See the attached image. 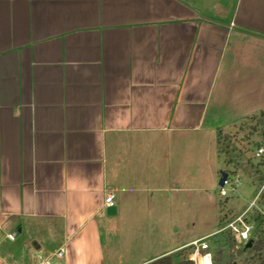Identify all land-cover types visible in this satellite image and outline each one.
<instances>
[{"label": "crops", "instance_id": "0c3cea01", "mask_svg": "<svg viewBox=\"0 0 264 264\" xmlns=\"http://www.w3.org/2000/svg\"><path fill=\"white\" fill-rule=\"evenodd\" d=\"M262 82L264 0H0V264H106L116 226H155L139 264L220 233L177 239L171 210L214 190Z\"/></svg>", "mask_w": 264, "mask_h": 264}, {"label": "rangeland", "instance_id": "374dc122", "mask_svg": "<svg viewBox=\"0 0 264 264\" xmlns=\"http://www.w3.org/2000/svg\"><path fill=\"white\" fill-rule=\"evenodd\" d=\"M258 83L256 82V86ZM262 83L264 84V82ZM262 94L263 96L254 95L247 98L249 116L243 120L233 122L230 126H227V129L223 130L225 134L230 136L229 152L222 154L220 159L216 155L214 157L215 163L219 167L218 176L220 178L222 172L228 173L231 182L234 181L237 175L239 176L241 182L237 191L233 192L231 191V186H225L228 195L227 197H222L220 195L221 186L219 185V178L214 190L208 192H191L184 208L180 206L179 209L177 204L176 206L174 204V209L171 210L172 214L175 217L182 215V220L185 223L188 222V224L183 223L182 225H177L178 232L176 231L174 236L177 239L185 238L192 240L218 231L228 223L235 221L254 202L259 193V178L264 174V167H259V163L264 162V159L260 160L255 157L256 150L254 146H250L251 140L249 142L245 140L249 132L244 131L243 128L246 125H256V120L251 117L254 115L259 116L261 112H264L261 107L262 105L264 107V91ZM258 107L260 108L258 109ZM230 159L238 161L239 169L234 164L229 163L228 160ZM257 202L258 200L256 201L255 207L261 209L260 202ZM139 225L132 233L125 232L124 229H121V226H116L112 229L109 240L106 241V264H139L147 257H150L153 252L162 249L160 245V248H155L158 244L163 243L162 241L150 242L147 240L151 232L150 228H155V226L142 223ZM238 227L241 228V225L238 224ZM216 238H219V241H221L224 239V236L220 232L206 239L211 254L216 252ZM43 255V257L47 258L50 256V252L46 251ZM54 263L60 264L61 262L55 259Z\"/></svg>", "mask_w": 264, "mask_h": 264}, {"label": "trees", "instance_id": "16d2710c", "mask_svg": "<svg viewBox=\"0 0 264 264\" xmlns=\"http://www.w3.org/2000/svg\"><path fill=\"white\" fill-rule=\"evenodd\" d=\"M251 118L255 119L257 124L246 125L243 130L249 132L245 139L247 142L252 138H262L261 143H250V146H254L255 150H257L264 146V112H261L259 116L254 115ZM216 140L218 153L227 154L229 152V143L231 142L230 136L225 134L223 130H219ZM263 159L264 156L260 160ZM228 161L239 169L238 161L231 159ZM261 166L264 167V162L259 163V167ZM259 182V193H261L258 202H260L262 208L254 207L251 210L252 213L250 211L245 217L246 222L254 225V230L251 233L252 244L250 246L248 244L240 246L236 243L232 230H226L227 232L223 231L221 233L224 239L219 241V238H216L215 240L216 252L212 254V264H264V174L259 178ZM193 249L194 247L181 250L161 257L149 264H194L190 259V253Z\"/></svg>", "mask_w": 264, "mask_h": 264}, {"label": "built area", "instance_id": "2783aa9c", "mask_svg": "<svg viewBox=\"0 0 264 264\" xmlns=\"http://www.w3.org/2000/svg\"><path fill=\"white\" fill-rule=\"evenodd\" d=\"M263 156H264V147H260L259 149L256 150L255 157L258 159H261ZM240 182H241V179L239 178L238 175L232 182L228 175L227 179L224 181V185L221 186L220 195L222 197H227L228 192L226 191L225 186H231V191L233 192L237 191L240 185ZM260 193L256 196L254 202L250 204L249 208L241 216H239L235 221L227 224L221 230V232L226 231V230H232L236 243L240 246L244 244H248L250 241H252L251 233L254 230V225L252 223L246 222L245 217L256 206V201L259 199ZM105 206L107 208H112V209L115 208V194L114 193L111 192L110 194L106 196ZM238 224L241 225V228L238 227ZM9 238L11 240H14V237L12 235H9ZM193 245H194L195 250L190 255V259L194 262V264H201V262L207 258L212 264V254L209 252L210 247L206 243V240L197 241ZM64 256H65V252L63 249L58 250L54 254V258H57V259H63ZM35 264H55V263L49 258L39 257Z\"/></svg>", "mask_w": 264, "mask_h": 264}, {"label": "water", "instance_id": "95a60500", "mask_svg": "<svg viewBox=\"0 0 264 264\" xmlns=\"http://www.w3.org/2000/svg\"><path fill=\"white\" fill-rule=\"evenodd\" d=\"M250 142L251 143H253V142L254 143H261L262 142V138H260V137L252 138ZM227 177H228V173L227 172H222L221 173V178H220V181H219V185L220 186L224 185V181L227 179ZM251 244H252V241H250L248 243V246H250Z\"/></svg>", "mask_w": 264, "mask_h": 264}, {"label": "bare ground", "instance_id": "6f19581e", "mask_svg": "<svg viewBox=\"0 0 264 264\" xmlns=\"http://www.w3.org/2000/svg\"><path fill=\"white\" fill-rule=\"evenodd\" d=\"M202 264H211V263H210L209 259L207 258V259L202 261Z\"/></svg>", "mask_w": 264, "mask_h": 264}]
</instances>
